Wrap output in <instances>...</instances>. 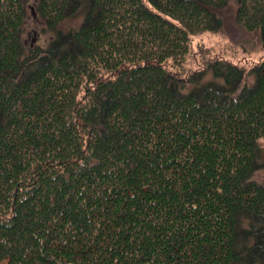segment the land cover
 Wrapping results in <instances>:
<instances>
[{
  "label": "trees",
  "instance_id": "16d2710c",
  "mask_svg": "<svg viewBox=\"0 0 264 264\" xmlns=\"http://www.w3.org/2000/svg\"><path fill=\"white\" fill-rule=\"evenodd\" d=\"M230 2L264 49V0H0V264H264V59L187 68Z\"/></svg>",
  "mask_w": 264,
  "mask_h": 264
},
{
  "label": "rangeland",
  "instance_id": "374dc122",
  "mask_svg": "<svg viewBox=\"0 0 264 264\" xmlns=\"http://www.w3.org/2000/svg\"><path fill=\"white\" fill-rule=\"evenodd\" d=\"M237 9L236 2H230L218 13L221 20H223V26L220 32H205L203 35H197L193 38L192 54L187 61L189 72H195L197 69H201L198 57L201 54L199 51L204 48H212L215 55L217 53V55L229 59L236 64L244 65L248 70L264 59V49L261 47L259 36L256 33L246 31L238 24L235 19ZM28 12L30 18L24 27L25 43L27 46L38 44L45 47L53 39L54 32L49 30L43 19L34 13L32 3L29 4ZM82 20V17H74L73 19L67 20L61 27L66 30L72 27H78ZM206 80H215V76L211 71L206 73L203 82H206ZM254 80L255 75L251 73L246 83L253 85ZM260 145L264 147V141H261ZM260 159L263 167L255 173L253 178L264 184V149L260 153Z\"/></svg>",
  "mask_w": 264,
  "mask_h": 264
}]
</instances>
